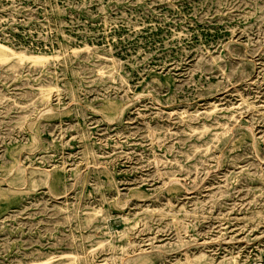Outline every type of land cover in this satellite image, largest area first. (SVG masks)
Here are the masks:
<instances>
[{
    "label": "rangeland",
    "instance_id": "1",
    "mask_svg": "<svg viewBox=\"0 0 264 264\" xmlns=\"http://www.w3.org/2000/svg\"><path fill=\"white\" fill-rule=\"evenodd\" d=\"M0 264L264 254V0H0Z\"/></svg>",
    "mask_w": 264,
    "mask_h": 264
},
{
    "label": "built area",
    "instance_id": "2",
    "mask_svg": "<svg viewBox=\"0 0 264 264\" xmlns=\"http://www.w3.org/2000/svg\"><path fill=\"white\" fill-rule=\"evenodd\" d=\"M252 264H264V254L261 256V260L258 262H253Z\"/></svg>",
    "mask_w": 264,
    "mask_h": 264
},
{
    "label": "bare ground",
    "instance_id": "3",
    "mask_svg": "<svg viewBox=\"0 0 264 264\" xmlns=\"http://www.w3.org/2000/svg\"><path fill=\"white\" fill-rule=\"evenodd\" d=\"M0 47H4V46H2L1 44H0ZM5 48V47H4Z\"/></svg>",
    "mask_w": 264,
    "mask_h": 264
}]
</instances>
